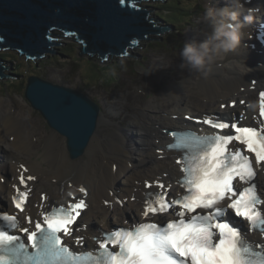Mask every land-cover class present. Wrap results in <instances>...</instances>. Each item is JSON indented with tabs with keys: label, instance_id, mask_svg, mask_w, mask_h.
Wrapping results in <instances>:
<instances>
[{
	"label": "snow or ice",
	"instance_id": "obj_1",
	"mask_svg": "<svg viewBox=\"0 0 264 264\" xmlns=\"http://www.w3.org/2000/svg\"><path fill=\"white\" fill-rule=\"evenodd\" d=\"M237 103L246 102L233 101L221 107H236ZM245 119L242 113L229 122L196 119V123L217 130L211 135L169 133L173 142L167 148L180 153L175 162L183 175L177 183L184 191L169 200L171 185L166 188L159 180L145 181V188L160 191L145 194L143 216L150 218L173 209L177 219L119 228L104 233L102 239L95 238L98 247L93 252H74L65 238H73L80 230L77 220L88 205L73 196L66 206L50 204L43 210L48 198L41 193V218L25 217L31 228L22 227L17 215L0 212V264H264V244L248 240L246 233L222 220L231 209L235 217L248 222L249 232L264 236V211L258 207L264 200L253 182L256 169H264V91L259 92L258 117H253L259 124L246 125ZM226 129L228 134H220ZM20 167L23 171L18 184L13 185L12 203L23 213L31 195L29 182L36 177L25 175L28 170ZM243 184L248 186L238 192L237 186ZM79 192L88 195L83 187ZM226 199L230 201L226 207L218 206ZM74 242L82 246L83 237L75 236Z\"/></svg>",
	"mask_w": 264,
	"mask_h": 264
},
{
	"label": "bare ground",
	"instance_id": "obj_2",
	"mask_svg": "<svg viewBox=\"0 0 264 264\" xmlns=\"http://www.w3.org/2000/svg\"><path fill=\"white\" fill-rule=\"evenodd\" d=\"M212 2L217 6H223L227 3V0L225 2L223 0H212ZM248 6L260 7V12H262L264 11V0H251ZM241 19L243 18L241 17ZM259 22H264V17L260 18V15H258L257 19L248 25L249 27H246L245 30L250 31V29H253L252 25L256 24L258 26ZM203 38L204 34L196 35L193 39L202 40ZM57 41H60V39L58 38ZM57 41H55V44ZM245 41H247L246 33L243 35L241 46L237 52L230 53L223 59H217L212 66L211 74L208 76L196 72L194 73L198 77L196 81L184 80L182 86L184 85L186 89H196V97L193 95L185 96L191 98L194 104H196V98L215 100L216 98L221 99L230 95L233 99L238 96L239 87L244 86L247 88L250 85V77L254 76L258 80L257 85L264 86L261 70L256 66L257 62L264 60V51L258 55L261 52L259 44L252 49L249 45L244 46ZM50 48L51 46L49 50ZM236 60L244 61L251 70L242 68L237 70L234 63ZM175 61L171 67L177 66L181 59L177 58ZM154 65V61L151 60L145 65V69L150 71L154 68ZM228 65H232V67L229 68ZM161 66L163 67L164 65ZM192 71L195 70L189 67V72ZM244 72L246 74H242ZM136 85L141 86L137 82ZM136 85L135 83H130L121 89V91L128 93L131 101L126 104V114L120 116V123L126 124L134 119L142 124L138 133V140L141 146V149L137 151V159L140 162V164L138 162V165L137 163L131 164L136 156L129 150H116L112 144H109L107 149L94 147L96 146L94 142L96 141L99 117L95 121L93 135L85 148V150L88 148L86 157L81 158L82 154L80 157L76 156L77 158H74L76 161H70L69 159H74L69 154L70 149L65 136L62 137L60 135L65 144L64 149L63 146L53 142L50 136L37 131L30 121L25 118L24 110L19 105L15 106L14 102L10 101L14 109L12 111L10 103L0 99V110L3 112V115L0 116V146L1 144L5 146V149L1 150L0 148V178L5 179L3 182L0 181V194L4 195L6 189L14 190L13 185L18 184V176L23 171L20 166L24 165L28 170L25 175L36 177L34 181L29 182L33 192L25 208V212L28 215L33 216L35 212L42 211L39 207L41 200L38 196L41 191H45L48 198L43 202V210H45L50 204L58 205L66 200L67 195L65 196L63 193L64 189L65 191L75 190V194H79V189L84 187L88 193L86 196L88 207L82 213L84 218L82 224L86 226L83 235L88 237L91 233H97L96 228L107 231L112 224L130 226L136 223L137 221L134 222L133 219L143 212L140 200H142V195L147 191V189L144 191V182L146 180L153 182L152 180L159 178L168 180L167 172L180 175L178 166L174 164L171 158L179 154L166 151V145L171 140L167 135L160 132L159 127L163 126V128L169 130V125H174L180 130L197 129L195 124L186 123L183 119L180 120L178 116L176 121L173 122L156 115L148 116V112L153 111V107L146 100L139 99L134 101V92H131L130 89L132 90ZM182 92V90L178 89L168 98H176ZM109 95L111 96V94ZM255 97H257V93H252L248 99L249 108L255 107ZM237 111H239V108ZM215 113V108H213L212 112H208V114ZM220 113H224L226 117L232 116L227 110ZM172 114L175 113H171L170 118ZM186 114L188 113L183 112L182 117ZM202 114L207 113L202 112ZM132 115L134 116L133 119ZM247 119V121H250L251 117L248 116ZM155 139L158 140L157 144ZM96 143L99 146L101 145L98 141ZM122 146H125V143ZM60 147H62L63 151L58 150ZM158 149L163 151H158ZM21 155H25L27 158L25 164L19 162L18 157ZM160 156L163 161L156 160V157L159 159ZM113 163L116 164V167ZM160 169L162 170L160 171ZM262 174L264 175V169H261L260 175H257L261 180V188L264 189V177H261ZM119 178L123 180L120 181ZM118 182L122 185L120 191H117V188H119L116 186ZM166 183H169V181ZM153 189L160 191V189L155 187ZM172 189L174 191L178 190L175 186H172ZM260 192L264 198V190H260ZM6 196L9 200L11 199L10 193H7ZM2 200H5V198H2ZM117 200L122 201V203H118ZM67 201H71V198L68 197ZM105 201L109 203L106 204ZM2 204L0 201L1 212H12L11 206L5 209L1 206ZM242 223L236 222L239 226H242ZM260 241L264 244V240Z\"/></svg>",
	"mask_w": 264,
	"mask_h": 264
},
{
	"label": "rangeland",
	"instance_id": "obj_3",
	"mask_svg": "<svg viewBox=\"0 0 264 264\" xmlns=\"http://www.w3.org/2000/svg\"><path fill=\"white\" fill-rule=\"evenodd\" d=\"M225 1L226 0H223V2ZM137 5L145 11H150L148 12V19H153L157 27L169 28V24L167 26V23L159 21L156 14H160L168 20H173L180 24L177 27L169 28L172 29L173 32L163 31L162 33L147 35L146 38L150 40H140L139 47L128 49V55L132 57H111L106 62H102L97 56L90 57L82 54L80 57L81 47L77 41L69 38L57 41L56 38L59 37L56 34L53 36V43L57 41L56 44L65 43V45L52 46L51 50L58 49L59 51L55 50V52L65 56V59L60 55L46 53L44 59L33 62L34 59H28L25 58V56L18 55L15 50H0V58H6L11 62V66L10 64L7 65V67L10 66V69L5 71L4 74L17 78L0 79V99L5 102L8 101L7 103H10L12 111L14 109L10 101L14 102L15 106L19 105L24 110L25 118L30 121L31 125L37 131L50 136L53 142L63 146L65 149V144L61 136L46 126L44 119L26 100L24 96L26 79L30 75L42 76L41 78L43 80L79 91L91 99L99 108V119L96 129L97 136L95 139L101 145H97L94 140L96 145L94 147L107 149L108 145L112 144L115 146L116 150H129L136 156L131 164L137 163V165L139 162L137 159V151L141 149L138 133L140 132L139 128H141L142 124L134 120L133 115V120L131 122L129 121L126 124L120 123V116L126 114V104H129L131 101L128 93L121 91L123 86L129 85L130 83H135L136 85V82L141 84V86L136 85L132 90L130 89V91L134 92V101H138L139 99L149 101L150 105L153 107V111H149L148 116L156 115L173 122L176 121L177 118L173 120L170 118V114L175 113L171 116H178L180 120L183 119L188 123L189 121L187 122L185 118L188 114L200 116L202 112H206V115H208V112H212L213 108H215L216 112H224L225 110L219 109V104L226 103V99H230V95L221 99L216 98L215 100L196 98V106L193 100L187 97L192 95L196 97V89H186L184 85L182 86L184 80L193 82L198 79L196 74H194L196 71L189 72V67L187 65L182 66V61H180L177 66L171 67V65L176 62L175 59L179 58V51L182 49L181 45H178L179 43L182 42L184 46L185 42L194 40L193 38L196 35H202L210 31L207 23L201 22L200 20L203 13V0L143 1L138 2ZM164 6L167 8H164ZM158 7H160L161 10L156 9ZM162 9H166L169 12H166V10L163 11ZM190 34H192L191 38ZM163 39H165L167 43H170V46H166L162 41ZM197 40L200 41L199 39ZM151 60L154 61L155 65L152 70L148 71L145 69V65ZM75 63H77V65H75ZM161 65L164 66L162 67ZM256 66L261 70L264 78V60L262 62H257ZM250 78L256 80L258 83L256 76ZM257 86V89L264 87L260 84ZM178 89L183 91L182 94L176 98H168ZM109 94H111V96ZM183 112L188 114L182 117ZM2 115L3 112L0 110V116ZM169 127L177 129L174 125H169ZM159 129L160 132L165 135L166 128L162 126L159 127ZM123 143H125L126 147L122 146ZM155 143H158L157 139H155ZM0 148L1 150L5 149V146L1 144ZM58 150L63 151L62 147ZM87 150L88 148L81 158L86 157ZM161 156L159 159L156 157V160L163 161ZM18 159L20 163L25 164L27 162L25 155L19 156ZM69 160L76 161L75 159ZM115 162L117 163V161ZM113 165L116 167L115 163H113ZM161 170L162 169H160V171ZM261 177H264V175L262 174ZM119 179L120 181L123 180L122 178ZM256 182L259 186L261 180L259 179L258 181V179H256ZM116 186L119 187L117 191L122 189L120 182H118ZM73 191L71 190V192ZM41 193L46 192L41 191ZM63 193L65 196H68L65 189ZM0 197L3 198L1 194ZM2 198L0 201L1 204H4ZM81 221L84 222V218L80 220V222ZM80 222L78 225L81 226L82 223ZM99 227L101 226L99 225Z\"/></svg>",
	"mask_w": 264,
	"mask_h": 264
},
{
	"label": "water",
	"instance_id": "obj_4",
	"mask_svg": "<svg viewBox=\"0 0 264 264\" xmlns=\"http://www.w3.org/2000/svg\"><path fill=\"white\" fill-rule=\"evenodd\" d=\"M146 0H0V49H18L26 58H45L46 53L60 55L50 46L52 33L60 31L74 36L83 49L80 54L107 55L124 58L132 41L146 39L147 35L173 32L157 27L148 19L150 11L137 6ZM167 29V30H166ZM159 41V40H157ZM132 57V56H130ZM43 58V59H44ZM0 65V78L5 76ZM24 96L47 126L67 138L71 158L80 157L87 147L99 115L98 106L74 89L27 77Z\"/></svg>",
	"mask_w": 264,
	"mask_h": 264
},
{
	"label": "clouds",
	"instance_id": "obj_5",
	"mask_svg": "<svg viewBox=\"0 0 264 264\" xmlns=\"http://www.w3.org/2000/svg\"><path fill=\"white\" fill-rule=\"evenodd\" d=\"M147 1H152V0H146L145 2ZM154 1H163V0H154ZM250 3L251 0H227V3L224 4L223 6H217L212 2V0H203V13L200 20L201 22L207 23L210 31L204 33L203 40L198 41L194 39L191 42L184 43V46L179 51V58L182 61V66L187 65L196 72L201 73L204 76H208L209 74H211L213 70L212 66L213 64L216 63L217 58L223 59L227 57L228 54L237 52V50L241 46V41L244 35L245 28L257 19V16L261 10L260 7H249L248 5ZM241 17L243 19H241ZM54 32L62 33L60 31H54ZM54 32L52 33V37H51L52 39ZM65 36L67 38L70 37V35H65ZM51 42H53V40H51ZM80 47L82 52L83 47L81 44ZM132 48L134 47H130L128 49H132ZM128 49L126 50L127 55H128ZM0 50H15V49L5 48ZM15 52L18 55L25 56L26 58V54H20L18 49H16ZM84 55L87 56L89 55L90 57H93V55L91 56L90 54L84 53ZM97 57H99V59L102 61V58L100 56L97 55ZM111 57L114 56L107 55L105 57L106 60H103L102 62H106ZM33 59H34L33 62H37L42 60L43 58H33ZM234 63L237 70L241 68L246 70H251L244 61L236 60ZM9 64L11 66L10 62ZM9 64L8 61L0 59V65H2L3 68H8L6 70H2L3 74L5 71L10 69V66L7 67V65ZM228 67L231 68L232 65H228ZM242 74H246V72ZM5 76L11 77L10 75H5ZM0 79H5V78H0Z\"/></svg>",
	"mask_w": 264,
	"mask_h": 264
},
{
	"label": "trees",
	"instance_id": "obj_6",
	"mask_svg": "<svg viewBox=\"0 0 264 264\" xmlns=\"http://www.w3.org/2000/svg\"><path fill=\"white\" fill-rule=\"evenodd\" d=\"M164 8H167L166 6H164ZM156 9H160L161 10V8L160 7H158V8H156ZM163 11H165L166 9H162ZM166 12H169L168 10H166ZM156 17H157V19L159 20V21H163L164 23H167V26H168V24H169V26H173V27H177L178 26V24L176 23V22H174L173 20H168L166 17H164V16H161L160 14H156ZM57 35L58 37H59V39H64V38H67L64 34H62V33H59V32H54V34H53V36L54 35ZM69 39H73L74 41H76L75 40V38L74 37H68ZM58 38H56V40H57ZM174 39V38H173ZM139 41L140 40H138V43H139ZM164 43H165V45L166 46H170V43H167V41H165V39H163L162 40ZM173 41H175V40H173ZM160 45H162V44H160ZM178 45H180V43L178 44ZM177 45V46H178ZM137 47V46H136ZM136 47H134V48H136ZM89 56V55H88ZM1 60H5L6 58H0ZM6 61H8V64H9V62H10V60H8V59H6ZM73 61V60H72ZM11 63V62H10ZM75 65H77V63H75ZM15 75H17V74H15ZM42 77V76H41Z\"/></svg>",
	"mask_w": 264,
	"mask_h": 264
}]
</instances>
